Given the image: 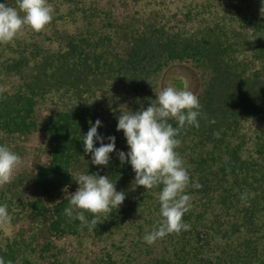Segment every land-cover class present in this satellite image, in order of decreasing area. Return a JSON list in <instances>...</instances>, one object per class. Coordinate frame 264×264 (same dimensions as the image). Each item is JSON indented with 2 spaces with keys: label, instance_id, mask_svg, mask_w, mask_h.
<instances>
[{
  "label": "trees",
  "instance_id": "obj_1",
  "mask_svg": "<svg viewBox=\"0 0 264 264\" xmlns=\"http://www.w3.org/2000/svg\"><path fill=\"white\" fill-rule=\"evenodd\" d=\"M48 3L42 30L25 26L0 43V145L21 156L25 141L42 138L33 166L0 186L10 217L0 222V264H264L262 0ZM180 64L199 83V126L180 128L176 149L190 178V227L149 245L163 186L134 187L118 158L128 151L118 117L150 106L162 84L181 88ZM97 119L101 135L116 137L106 166L84 151ZM83 173L107 175L126 195L92 230L64 212Z\"/></svg>",
  "mask_w": 264,
  "mask_h": 264
},
{
  "label": "clouds",
  "instance_id": "obj_2",
  "mask_svg": "<svg viewBox=\"0 0 264 264\" xmlns=\"http://www.w3.org/2000/svg\"><path fill=\"white\" fill-rule=\"evenodd\" d=\"M264 5V0H262ZM22 13V14H21ZM53 9L48 0H16L10 6L6 0L0 2V43L11 42L22 34L25 26L34 31L42 30L52 20ZM264 15V6L261 7ZM151 100L150 106L138 111L121 110L117 131H123L128 151L120 150L121 164H130L135 172L134 187L144 186L146 190L162 185L158 195L160 216L158 227L146 232L143 239L151 245L167 234L188 230L190 225L183 222V215L190 207V196L185 193L189 183L187 169L176 151L180 144L177 139L180 128L186 124L199 126L200 103L190 90L167 86ZM170 120H174L173 126ZM88 132L83 135L85 153H91L94 165L106 166L110 154L116 150L114 135L107 137L98 132L102 121H90ZM107 139L109 142L104 143ZM99 141L100 146L95 147ZM20 163V157L6 145H0V186L11 182L13 171ZM78 189L71 194L65 214L88 226L89 230L97 224L98 214L108 213L124 202V191H118L107 175L83 173L75 179ZM198 186V185H197ZM93 214L88 221L84 212ZM10 220L6 204H0V222Z\"/></svg>",
  "mask_w": 264,
  "mask_h": 264
},
{
  "label": "rangeland",
  "instance_id": "obj_3",
  "mask_svg": "<svg viewBox=\"0 0 264 264\" xmlns=\"http://www.w3.org/2000/svg\"><path fill=\"white\" fill-rule=\"evenodd\" d=\"M180 65H183V67L181 68V70L177 72V75L183 77V86L177 89L190 90L196 95L198 91L199 83L193 72L194 71L193 68L189 64H180ZM169 86H173V85H169ZM162 87L164 88L163 84H162ZM41 139L42 138L40 134H35L29 140L23 143V146L25 147V150H24L25 152L23 155L19 156L20 163L18 164L16 169L13 171V175L16 172H21L24 168H27V167L31 168L33 166V162L37 156L36 148L41 147V142H42Z\"/></svg>",
  "mask_w": 264,
  "mask_h": 264
}]
</instances>
